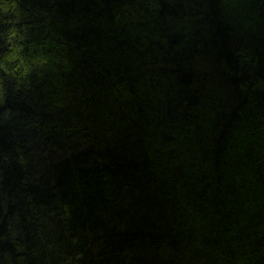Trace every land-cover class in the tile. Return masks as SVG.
I'll return each instance as SVG.
<instances>
[{"label": "trees", "instance_id": "1", "mask_svg": "<svg viewBox=\"0 0 264 264\" xmlns=\"http://www.w3.org/2000/svg\"><path fill=\"white\" fill-rule=\"evenodd\" d=\"M19 4L0 264H264V0Z\"/></svg>", "mask_w": 264, "mask_h": 264}, {"label": "clouds", "instance_id": "2", "mask_svg": "<svg viewBox=\"0 0 264 264\" xmlns=\"http://www.w3.org/2000/svg\"><path fill=\"white\" fill-rule=\"evenodd\" d=\"M26 13L20 7L19 0H0V24H11L6 31L0 30V36L6 37L9 50L0 53V70L9 76H14L18 84L23 82L31 72L34 65L43 64L45 57L28 58L21 55V45L14 44V39H22L16 22ZM18 61V63L16 62ZM5 76L0 74V103H3L6 95Z\"/></svg>", "mask_w": 264, "mask_h": 264}]
</instances>
